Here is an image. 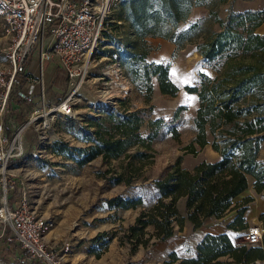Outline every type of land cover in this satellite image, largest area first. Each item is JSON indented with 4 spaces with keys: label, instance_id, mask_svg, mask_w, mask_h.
<instances>
[{
    "label": "trees",
    "instance_id": "1",
    "mask_svg": "<svg viewBox=\"0 0 264 264\" xmlns=\"http://www.w3.org/2000/svg\"><path fill=\"white\" fill-rule=\"evenodd\" d=\"M226 2L120 0L118 3L121 20L129 28L127 36L132 38L118 41L121 46L117 42L118 50L111 55L119 57L126 78L142 93L146 104L150 105L152 100L155 79L166 96L176 97L180 91L171 77V64L149 60V38L167 39L178 48L193 43L194 51L204 59L206 67L218 73L216 78H212L201 72L198 84L185 86L189 94L198 96L200 103L194 118L196 134L186 149L194 153L196 146L204 148L211 145L220 154V159L216 162L202 161L189 170L180 167L179 158L178 163L154 181V203L148 210L142 211L135 224L125 232L124 237L132 246V254L139 246L148 248L152 245V248L156 242L172 239L177 231L183 230L185 221L197 229L210 218H224L237 209L234 201L248 189L250 178L256 192H264V158L261 159L264 150V33L258 32L264 25V9H230L223 18L219 16L216 6ZM196 6L207 7L208 15L182 27ZM108 38L112 36L108 35ZM20 78L24 83L25 76ZM12 89L5 120L8 135L12 134L11 122L15 125L25 122L22 102L16 95L18 89ZM123 103L120 101V104ZM152 109L150 106L105 110L103 117L89 124L90 130L82 139L88 144L86 147L73 149L66 142H55L53 152L70 159L78 154L79 158L75 160L79 165L88 164L99 157L104 161L119 160L124 156L131 159L150 157L146 151H131L136 147L150 150L158 130L163 127H167L173 138L179 140L178 122L185 107H179L168 120L163 117L151 119ZM145 124L150 132L142 136L140 129ZM125 176L123 173L115 175L113 184H131L133 174ZM8 195L11 203L18 200L21 187L8 188ZM181 199H184L183 215L177 207ZM144 201L143 196L136 194L129 198L117 196L107 203L110 207L129 210L138 209ZM176 225L178 230L175 229ZM150 227L153 228L152 232H149ZM225 227L229 232L247 229L244 211L238 209L235 218ZM11 236V229L7 227L5 238L0 242L4 264H42L21 252L15 240H8ZM114 238V234L110 236L103 232L93 242L104 246L106 251ZM95 248L92 253L100 258L105 251ZM255 248L233 246L228 233L206 235L198 244L192 263L224 264L218 259L235 250V259L226 264H251L257 259H264V252L256 255ZM150 249L145 257L150 256ZM171 255L172 261L180 258L175 253Z\"/></svg>",
    "mask_w": 264,
    "mask_h": 264
},
{
    "label": "rangeland",
    "instance_id": "2",
    "mask_svg": "<svg viewBox=\"0 0 264 264\" xmlns=\"http://www.w3.org/2000/svg\"><path fill=\"white\" fill-rule=\"evenodd\" d=\"M119 2L120 0L110 10L106 24L105 33L107 34H104L102 43L94 53L90 74L72 98L75 103V116L73 118L50 116L48 122L50 127L47 131L39 128L37 130L33 124L29 126L23 133L22 139L25 153L16 163L13 162L7 167L8 181L14 182L15 187H21V192L24 191L27 194L33 208L39 211V216L43 215L54 221V227L47 232L50 239L47 242L48 245L59 248L66 241L73 242L72 251L65 257V264H193L196 248L206 237V233L226 229V224L235 218L238 209L244 211L248 228L227 231V233L231 237L233 246H247L246 235L249 227L259 224L264 230V217L261 218L264 215V192H256L251 178L248 189L234 201L237 209L228 213L225 218H210L199 231L192 232L189 228L181 235L176 233L173 240L170 239L167 243L156 242L152 248V245L148 248L139 246L138 250L132 254V246L124 237L125 232L130 225L135 224L140 213L148 210L154 203V181L178 163L179 158H181L180 167L189 170L202 161L216 162L220 159V154H217L211 145L204 148L196 146L194 153L186 149L196 134L194 118L200 103L198 96L189 94L185 86L198 84L201 72L212 78H216L218 73L206 67L204 59L194 51L193 43H186L184 47L178 48L167 39L149 38V60L170 63L171 77L180 87V91L176 97L166 96L162 94L155 79L152 100L150 105L146 104L142 93L126 78L122 63L115 62L111 55L118 50L116 45L118 41H123L126 37L132 38L127 36L129 31L127 23L121 20ZM230 9L234 11L261 10L264 9V0H227L226 3L216 6L219 16L223 18L227 16ZM208 13L207 7H194L182 27H187L199 18L206 17ZM258 32L264 33V25L258 29ZM108 35L112 38H108ZM13 40V34L8 32L5 19L0 17V68L5 71L9 68ZM36 71L37 69L33 70L34 75ZM45 81H47L45 86L48 85L45 96L48 107L58 104L73 92L65 73L60 70H51L48 74L46 73ZM120 101L124 103L120 104ZM42 104V101L35 99L30 104L21 105L25 122L29 121L35 109L42 108ZM150 106L153 108L151 119L163 117L165 120L171 119L179 107H185L178 122L179 140L173 138L167 127H163L158 130L150 150L136 147L131 151V153L146 151L150 157L131 159L124 156L112 161H104L99 157L88 164L79 165L75 160L79 158L78 154H75L74 159H70L53 152L55 142H66L73 149L86 147L88 144L82 139L90 130L89 124L103 117L105 110L141 109ZM7 117L8 113L5 120ZM149 132L150 128L147 124L140 129L142 136H147ZM263 158L264 150L261 152V159ZM119 173H123L125 177L132 173V183L114 185L113 178ZM0 187L2 189L1 181ZM136 194L145 198L143 206L138 209L110 207L107 203L109 199L117 196L129 198L135 197ZM177 207L183 215L184 199L178 201ZM190 224L185 221L184 226L189 227ZM177 227L176 225V230ZM152 231L153 228L150 227L149 232ZM0 232H2L1 223ZM103 232L109 233L110 236L115 235L106 251L104 246L93 242V239ZM180 239L185 240L177 245V247L182 246V249L179 252H172V243ZM94 248L105 252L97 258L92 253ZM149 249L151 254L145 257ZM255 249L256 255L264 252V234L263 243ZM173 253L180 257L175 263L171 262ZM234 254L235 250L220 257L218 261L226 264L231 259H235ZM1 255L0 246V264H4ZM261 263L264 264V259H261Z\"/></svg>",
    "mask_w": 264,
    "mask_h": 264
},
{
    "label": "built area",
    "instance_id": "3",
    "mask_svg": "<svg viewBox=\"0 0 264 264\" xmlns=\"http://www.w3.org/2000/svg\"><path fill=\"white\" fill-rule=\"evenodd\" d=\"M117 1L0 0V17L5 19L8 32L14 37L9 68L7 71L0 68V238L5 236L6 228H10L12 236L8 240H15L21 252L42 264H65L73 242L66 241L59 248L46 243L45 236L55 223L38 216L24 191L18 200L9 201L8 188L14 189L15 183L8 181L7 167L10 161L16 163L25 153L22 139L29 126L33 124L37 130L47 131L50 116H75L72 98L90 74L94 53L104 39L108 15ZM113 60L120 63L117 55ZM35 69L36 75L33 74ZM50 69L63 71L73 92L48 107L45 75ZM23 75L24 83L20 78ZM12 88L18 89L16 95L22 104H30L35 99L43 104L41 109L32 112L29 121L21 125L12 123V134L8 135L5 116ZM263 234L262 225L249 227L248 244L261 245Z\"/></svg>",
    "mask_w": 264,
    "mask_h": 264
},
{
    "label": "crops",
    "instance_id": "4",
    "mask_svg": "<svg viewBox=\"0 0 264 264\" xmlns=\"http://www.w3.org/2000/svg\"><path fill=\"white\" fill-rule=\"evenodd\" d=\"M50 71H51V69H50ZM61 71V70H60ZM63 72V71H62ZM217 153V152H216ZM217 154H219V153H217ZM30 199V198H29ZM31 202V201H30ZM38 212V216H39V211H37ZM41 217H43V215H41ZM226 217V216H225ZM224 217V218H225ZM223 219V218H222ZM209 221V219L208 220H206V222H205V224L207 223ZM204 224V225H205ZM203 225V226H204ZM203 226H201L200 228H197V229H194V226L192 225V224H190L189 225V227H187V226H184V228H183V230L182 231H177V233H178V235H181L183 232H186L189 228L191 229V231L193 232V230L194 231H199V230H201L202 229V227ZM176 229V228H175ZM177 230H178V227H177ZM227 229H224V230H222V231H217V232H208V233H206V235H218V234H223V233H227ZM3 238H5V237H3ZM3 238H0V242L2 241V239ZM50 239H49V234L47 233L46 234V236H45V241H46V243L49 241ZM171 240H173V238L171 239ZM169 241V240H168ZM183 241H185L184 239H180V240H177V242H174V243H172V247H171V251L172 252H179L180 251V249H182V246H178L177 247V245H180V242H183ZM160 243L161 244H164V243H167V241H160ZM248 247H252L253 245H247ZM256 247V246H255ZM179 259H177V260H175V261H178ZM175 261H171L172 263H175ZM251 264H262L261 263V259H257V260H255L253 263H251Z\"/></svg>",
    "mask_w": 264,
    "mask_h": 264
}]
</instances>
